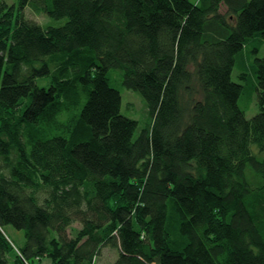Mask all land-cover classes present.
<instances>
[{"label":"trees","instance_id":"1","mask_svg":"<svg viewBox=\"0 0 264 264\" xmlns=\"http://www.w3.org/2000/svg\"><path fill=\"white\" fill-rule=\"evenodd\" d=\"M256 34L264 0H0V264H264V56L253 117L231 80Z\"/></svg>","mask_w":264,"mask_h":264},{"label":"rangeland","instance_id":"2","mask_svg":"<svg viewBox=\"0 0 264 264\" xmlns=\"http://www.w3.org/2000/svg\"><path fill=\"white\" fill-rule=\"evenodd\" d=\"M223 7V6H222ZM224 10V9H223ZM25 15L27 18H31L36 22L44 23L47 18L43 13L36 14L30 8L25 9ZM241 51L236 54L234 58V65L231 70V80L234 82H239L243 85V93L239 98V102L241 107L243 108L244 114L246 118H251L257 114L258 105L256 102V92L254 89L255 79L253 75V71L251 70L253 65V59L255 57H263L264 56V38H261L258 34L254 35V37L250 38L244 43V46L240 49ZM244 74V77H240V75ZM111 81V80H110ZM38 84L41 82L38 80ZM112 82V81H111ZM113 87L118 88L121 92V112L126 117H131L139 120L140 126L141 124L146 123L148 120L147 114L141 116L143 112V98L137 93L126 89L120 85H113ZM141 97V98H140ZM144 101V100H143ZM145 113V112H144ZM81 228V223L78 221H74L67 227V234L70 236L76 232V230ZM3 230L7 234L9 241L12 242L16 247L20 245L22 242L24 243V232L20 229H15L11 225H6ZM22 243V244H23ZM117 249L111 248L110 246H103V249L99 254L94 258L97 263L100 264H112L114 259L116 258ZM13 253L10 252L7 254V259L10 264H12ZM115 257V258H114ZM37 264H50L51 261L48 257H42L36 262ZM35 263V264H36Z\"/></svg>","mask_w":264,"mask_h":264},{"label":"crops","instance_id":"3","mask_svg":"<svg viewBox=\"0 0 264 264\" xmlns=\"http://www.w3.org/2000/svg\"><path fill=\"white\" fill-rule=\"evenodd\" d=\"M22 243H23V242H22ZM22 243H21V244H22ZM50 264H51V263H50Z\"/></svg>","mask_w":264,"mask_h":264}]
</instances>
